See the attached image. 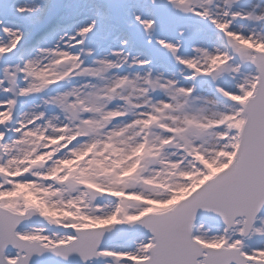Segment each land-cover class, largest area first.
<instances>
[{"label":"snow or ice","instance_id":"1","mask_svg":"<svg viewBox=\"0 0 264 264\" xmlns=\"http://www.w3.org/2000/svg\"><path fill=\"white\" fill-rule=\"evenodd\" d=\"M0 264H264V0H0Z\"/></svg>","mask_w":264,"mask_h":264}]
</instances>
